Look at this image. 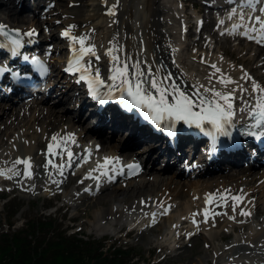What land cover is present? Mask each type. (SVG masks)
<instances>
[{
    "label": "bare ground",
    "instance_id": "obj_1",
    "mask_svg": "<svg viewBox=\"0 0 264 264\" xmlns=\"http://www.w3.org/2000/svg\"><path fill=\"white\" fill-rule=\"evenodd\" d=\"M43 1V0H42ZM188 0H67L69 6L64 10V28L62 33L71 26L74 35H89L90 43L96 45L97 54L100 55L101 59L96 61L92 58L91 62L99 67L101 74H108L109 58L105 55L106 51L112 47L113 44L118 42L119 46H122L124 51L131 57L132 61L137 60L146 61L142 63V67L151 66L153 72H158L160 76L171 74L172 81L180 84L186 91H191L193 85L203 84L205 87H215L221 91H230L236 89L234 103V114L238 112L242 115L244 112H249L250 105L255 103V98L258 95L253 92L252 84H259L264 87V44L257 43L254 47L252 41L243 36L241 33L243 29L233 32V25L236 22H241L230 18L228 21L222 16L226 9L233 10L235 7L229 6L231 4H225L222 7H218L216 11H219L221 15L218 19L214 15L215 9L204 4V21L200 30L199 36L194 39L196 32L194 25L190 19L193 18V14L186 9ZM2 1L0 0V3ZM5 4L8 5V14H0V25L7 26L15 30H19L21 33H26V30L30 28V31H40L42 36L56 37L51 33L49 27L45 28L46 23L51 25L56 19L49 16H44L37 10L38 6H31L36 12V17L25 18V14L22 15L23 23L17 22V13L24 11V5L19 0H4ZM38 3H41L39 0ZM113 4H116L115 15H109V9ZM64 4L58 0H51L48 11L50 13L62 7ZM53 6H56L52 8ZM257 7H263V2L257 4ZM60 10V9H59ZM58 10V11H59ZM243 11L245 13V19L247 15L252 13L250 8L239 9L238 13ZM198 16L199 18H201ZM18 17V20L21 19ZM223 21V23H221ZM216 24H219L216 28ZM82 28L78 29V26ZM188 27V29H187ZM47 30L49 36H47ZM206 32L210 34L213 41L209 44L206 39ZM62 37H64L61 34ZM60 36V37H61ZM59 37V36H58ZM28 42H42V40L35 37V34L31 37H25ZM248 41V42H246ZM27 42V43H28ZM51 47V45H49ZM63 48H67V53L72 49V42L69 38L64 37V44H58V46L52 47V51L49 50V54H53ZM63 56V55H62ZM52 56L53 59L61 60L63 57ZM59 58V59H58ZM88 58H86L87 60ZM204 61V62H202ZM236 63H241L244 67L241 68ZM215 64L226 77H231L237 84H229L227 87L218 83V78L221 73H216L211 81L208 77L215 71L211 67ZM52 74L58 76L55 70L52 69ZM251 77V79H247ZM57 80L55 83L58 84ZM172 81H169L172 82ZM52 86V88H53ZM68 86V85H66ZM241 88L247 89V91L240 90ZM71 88H63L60 97L55 101L57 103H71L74 96L80 99V92L78 94L70 95ZM57 89H55L56 91ZM37 100L27 101L21 106L12 104L10 107H6V104L0 102V133L2 138L7 139L3 132L14 124L21 123L28 118L27 110L34 113L35 120L40 119L43 116L44 124L39 126L37 130L24 135L22 150L12 152L7 156H4L2 163L8 165V168L1 167L0 170H4L6 175L12 171L15 173L20 167L24 165H16L13 167L11 162L12 153L23 154V157H31L33 175L32 178H26L21 176L14 178L22 187V190L30 195H36L40 192H45L57 187L61 184H70L74 180L80 177V174L70 176L67 174L73 168L77 167V163H80L83 156L89 154H98L99 152L110 149L114 157L120 155V142L114 143L108 139H97L96 141H89L90 135L87 134V130L83 127L84 120L86 118V104H79L74 107L70 104L64 107L57 108L56 105H50L48 107L41 106L40 108L33 105L38 103ZM31 103L30 106L28 104ZM17 109L16 111H14ZM34 107V108H32ZM47 109V110H45ZM91 111V109H90ZM244 116L246 114H243ZM6 119H2L6 117ZM14 117L12 122L9 121V117ZM11 118V117H10ZM234 117L232 119L233 123ZM100 125L108 126L113 132L112 140L117 139L119 134L115 132L117 129L123 136L127 135L129 130L133 132L131 140L139 141L143 137L144 130L136 127L131 119L118 115V111L109 110L100 115L98 121ZM231 123V124H232ZM39 124V123H38ZM134 126V127H133ZM126 127V129H125ZM130 128V129H128ZM86 131V132H85ZM101 132L98 131L96 134L101 136ZM109 132V131H108ZM54 134H59L61 137L67 134H73L75 143L68 142V149L74 154L71 162H68L66 153L63 156L50 157L47 155V145L50 142V138ZM176 141V139H175ZM138 142V143H139ZM199 139L192 138L190 136H182L177 138L178 148L169 149L166 144H163L161 151L168 154L171 158L177 154V151L181 150L185 144L190 147H197ZM100 143V144H99ZM100 145V147H98ZM149 149V146H146ZM158 150H154V154H157ZM151 153V152H150ZM223 153L217 152V157H221ZM113 156H108L113 158ZM106 157V156H104ZM103 157V158H104ZM103 158L98 159L100 163H103ZM162 158V157H161ZM48 159H53L56 164H63V175H61L55 168L49 165L48 168H44L43 165L47 163ZM173 159V158H172ZM121 163V164H120ZM118 168L124 170L128 168L130 163L135 161L122 163L120 161ZM152 164L151 168L147 167L143 173L139 176L133 177L131 182L125 185H116L110 179L101 180L98 179L97 185L101 190H105L100 193L96 200H90L86 198L87 207L91 208L97 205L102 206L103 218L119 216L117 218V224L122 222V212L131 211H153L154 206L163 201L166 197L174 195V197H182L190 194L189 184L182 182L177 177H163L156 174L154 170V163L149 160ZM230 164L226 161L220 162L215 165L211 163L210 167L226 168ZM95 166L85 165L82 168V172L88 173L96 168ZM113 174L119 176V172L116 173V165H110L108 170V176H111L112 169ZM157 169V168H156ZM10 170V171H9ZM221 169L218 173L208 177L207 179H198L197 187L200 192L199 195L204 199V209H209L208 224L210 228H214L210 231L208 239L205 238L207 244H211V240L220 238L225 239L231 236L228 232H220V229L233 227V232L237 235L235 239L229 241L227 245L216 246L209 252L205 248L194 249L192 253L199 258L178 262L173 260L171 263L175 264H204L205 258L211 264V257L214 260L219 259L221 264H264V179L255 183V177L250 176L247 173L236 172L233 176L225 175L221 173ZM51 173V175H49ZM101 176L100 172H92ZM127 173V171H126ZM88 176V175H87ZM128 176V175H126ZM264 176V172L262 174ZM140 178V179H139ZM120 177H118L119 181ZM29 180L27 184H23L22 181ZM53 181H56L55 183ZM85 192L89 193L96 187L93 183H88L86 179ZM24 185V186H23ZM61 189V188H60ZM225 190H230L229 195H239L242 197V203L237 207L236 211H232V204L234 203L231 199L228 200L227 206H217L218 202L212 204L206 203V196L209 193H225ZM56 196L61 198L63 194L57 192ZM136 196L135 198H133ZM129 197L133 199L127 205H124L125 200ZM67 199V198H66ZM169 203V202H167ZM171 206V205H169ZM192 208V205L189 207ZM188 207L186 210L189 209ZM241 209H245L251 212V216L244 217L239 215ZM214 213H218L215 214ZM224 213H227L226 215ZM198 213H193L192 218H196L200 222ZM230 216H235L236 219H230ZM100 218V217H99ZM126 218V215H125ZM259 221L258 226L253 229L250 222L254 219ZM229 219V220H228ZM243 221V222H241ZM183 235L178 234V237ZM194 236V239H197ZM167 242V241H166ZM169 244V242H167ZM212 245V244H211ZM165 245H161V248ZM182 247L179 246L178 249ZM186 247V249H188ZM239 249H244L243 254L236 255ZM205 250V254L201 256ZM252 253V254H250ZM180 255L185 257L183 252ZM211 256V257H210Z\"/></svg>",
    "mask_w": 264,
    "mask_h": 264
},
{
    "label": "snow or ice",
    "instance_id": "obj_2",
    "mask_svg": "<svg viewBox=\"0 0 264 264\" xmlns=\"http://www.w3.org/2000/svg\"><path fill=\"white\" fill-rule=\"evenodd\" d=\"M264 0H239V7L241 9L247 7L256 11L257 4H261ZM116 4H113L109 9V15H115ZM261 15H247L241 11L236 12L234 8L231 15H239L240 23L233 25V32L243 29L242 35L249 40H255L257 43L264 44V7L259 9ZM231 18V17H230ZM223 23V21H221ZM71 26L66 29L62 35L69 38L72 42L73 58L70 60L66 72L73 75L79 74L77 82H85L90 91V95L97 100L100 104L107 103L108 101L115 100L121 102L122 106L131 111L136 109L142 114L143 119L149 121L154 126H160L163 122H183L188 126H195L197 128H204L205 125H210L213 131L208 134L213 136V143H215V134L221 133L225 136L230 135L227 126L231 125L234 116V99L236 89L230 91H221L215 87H205L203 84L193 85L191 91H186L180 84L172 81L171 74L160 76L158 72H153L152 67L149 65L146 68L142 67V63L146 61L137 60L132 61L131 57L124 51L122 46L113 44L105 55L109 58V75L107 80L101 77L99 67L95 66L91 60L94 58L96 61L101 59L97 54L96 45L90 43L89 35H74ZM15 36H9V32L4 30V26L0 25V36L10 39L11 44L14 46L12 51L20 48L21 41L17 38L20 35L19 30H14ZM35 34L34 30L25 33L29 37ZM5 44H0V48L6 47ZM85 58H88L87 60ZM28 60V57H24ZM204 62V61H202ZM37 69L42 73H46L48 69L39 60H34ZM211 67L215 71L208 77L211 81L216 73H221V70L212 64ZM4 69L0 67V73ZM251 79V77H247ZM169 81H172L169 83ZM218 83L227 87L229 84H237L231 77H226L221 73L218 78ZM237 87L240 86L237 84ZM242 91L247 89L241 88ZM253 92L258 95L255 98V103L250 105L249 112L255 124L249 128L245 133L249 136H264V87L259 84H252ZM261 129L259 133L252 130ZM171 133V127L168 128ZM75 143L74 135L67 134L61 137L59 134H54L50 138L47 145V155L50 157L63 156L66 153L68 162L70 163L73 153L68 149V142ZM118 164V158L104 157L103 163L97 161L96 168L92 169L88 176L89 178L99 179V176L93 177L92 172L99 171L101 175H107L109 166ZM16 165H24L23 176L32 178V162L31 157L17 158L13 162V167ZM51 165L61 175H63V164H56L53 159H48L47 163L43 165L48 168ZM139 166L135 164L128 165L130 169H137ZM10 171V170H9ZM19 170L15 171L14 176H21ZM0 175H6L4 170H0ZM51 175V173H49ZM11 179L12 176H7ZM111 178V177H110ZM54 183L56 181H53ZM230 190H225V193H209L206 196V203L212 204L218 202L217 206H227L228 200L231 199L232 211L235 212L237 207L242 203V197L239 195H229ZM205 219L209 215V209L204 210ZM218 214V213H214ZM225 215L227 213H224ZM239 215L248 217L251 212L241 209ZM230 219L235 220V216H230ZM243 222V221H241Z\"/></svg>",
    "mask_w": 264,
    "mask_h": 264
},
{
    "label": "rangeland",
    "instance_id": "obj_3",
    "mask_svg": "<svg viewBox=\"0 0 264 264\" xmlns=\"http://www.w3.org/2000/svg\"><path fill=\"white\" fill-rule=\"evenodd\" d=\"M46 1V0H45ZM50 0H48L47 2H44L45 5L46 3H48ZM60 2H62L64 5L62 7H60L59 9L55 10V12L53 13H48L46 12L47 9H45L44 5H40L39 6V12L43 15H45V13L49 14V17H52L53 19H56L50 26H48L49 29L51 30V33H53L54 35H59L61 32L60 30L62 29V27H64V18H65V12L64 10L67 9V7L69 6L67 0H58ZM189 11L193 12L192 8H191V3H193V0H190L189 2ZM56 6H53V8ZM59 10V11H58ZM194 13V12H193ZM0 14L2 15H6L8 14V9L6 7L0 6ZM25 14V18H33L35 17V13L34 12H30V11H19L17 13V22L19 21V23H23V19L21 16ZM27 15V16H26ZM18 17L21 19L18 20ZM47 28V27H45ZM82 28L80 25L78 26V29ZM48 33V30H47ZM46 33V34H47ZM37 37L41 38V40H45L44 42L46 43H52L51 45L54 47L57 44H60L61 42H63V40H61L62 38L59 39V37H54L52 39L47 40V38H45V36H42V34L39 33V36L37 35ZM254 47H256V44H254ZM67 49L63 48L57 52L54 53V55L59 56V58L66 53ZM54 55H50L49 59L55 64V63H60V61H56L55 59L52 58V56ZM238 66H240L241 68L244 67L241 63H236ZM54 68V67H53ZM73 102H71L70 104L72 105ZM69 103L64 104V109L66 108V105H70ZM44 117H40V119L35 120L34 118V113H31L30 115H28V118H26V122L23 121L22 125H16L13 126L11 128H8L7 130L10 133V140L12 141L14 138H18L19 133L22 131L23 134L24 133H28L31 132L33 129H36L37 122L42 123L44 122V120L47 119H43ZM11 120H13V117L10 118ZM41 125V124H40ZM6 130V131H7ZM110 133V132H109ZM124 138H122V135L119 136L120 141H122ZM117 142V141H115ZM20 146V145H19ZM10 147L9 143H5V142H1L0 143V155L2 154L3 151H6L8 148ZM192 183H189V185H191ZM119 186L122 184H118ZM15 186V185H14ZM70 190V188H69ZM195 190V187H191V193H193V191ZM17 192H20L18 189H16ZM13 193V192H12ZM12 196V195H11ZM3 197H5L4 194H0V199H2ZM94 199H96V196L92 197ZM129 199H132V197H129ZM3 200V199H2ZM1 200V201H2ZM13 204H18L20 205V211L17 214L16 219H14L16 221V225L19 227L23 224V222L25 220H33V219H37L39 217H41V215H47L49 216L50 213H53V211H55L54 208H47L49 205H53L54 203L56 204V201L54 202L53 200H50L46 197L43 196H38V197H27V196H23V197H16L13 198ZM195 204V206H197V208H199L202 203H203V199L198 197L196 194H191V195H184L182 197H177L174 198V200L172 201L173 206L171 207L172 211L170 213L169 216H173V217H169L168 215H166V217L161 216V214H163V208L159 209L160 212V217H158V219H156L154 221L153 226H147L145 227L144 230H142L141 228L143 226H141L139 224V220H128V226L126 227L125 230H120L118 229L117 226L114 225L115 220L114 219H109L107 221H105L104 219L101 218H97L98 216H100V213L102 212V206L103 205H97L94 207L89 208L88 210L85 209L86 206L84 204H81L78 208H75L74 206H70L69 208L63 206L64 204V197L61 198L59 200L58 205H62L61 208L57 211H55V213H53V215H51V217L49 219H56V224L58 226H61L62 220L64 218H67L64 224V227H74V230H78L79 228H81L80 231H84L86 235L92 236V237H101V239L104 238H108L107 242H118V243H128L129 246L132 247H136L137 252L139 253V258L140 260H142L141 264H154L156 261H158L159 259H161L163 256L167 255L169 253V256H171V253L173 256H175L174 258H167L165 261L161 262L160 264H165L168 261L172 262L174 259L175 261L178 262H182L183 260L185 261H190L196 258H199L200 256H197V254H193L192 251L194 249H200L202 248V241H197L195 244L194 242L191 247H189L188 249L186 248H182V249H176L178 246L183 245V242H185L188 245V241H186L188 239V237L184 236V239L181 240L180 242H178L177 240H175V237L173 236L174 231H176V228L178 225H180L181 223V219H182V215L184 212V210H186V208L190 206V204ZM125 204V203H124ZM12 209L10 208V206H7V200L4 202V204L2 205V203H0V231L1 230H8L9 226L6 223V219L7 216H9V214L11 213ZM86 212V213H84ZM89 213V214H88ZM76 215L77 218L75 219H70L72 216ZM101 217V216H100ZM187 226L183 228V233H186V235H190L188 234V232H186V230L189 229V223H185L183 224V226ZM152 227L154 228V230L152 229ZM135 230L134 234L131 233V237L129 240H126V238L124 237V235L126 233H128L129 230ZM182 229V227L180 228ZM157 230V231H155ZM73 231V230H72ZM123 235L120 240L116 239L118 236ZM201 237V239H204V236H210L209 232L206 231L205 229L201 228V231L199 232V234H197ZM191 237V236H190ZM167 239V240H166ZM155 240L156 243H159L161 241H170V245L171 248L170 249H165L162 252H159L156 250V248H154L155 243H152ZM191 241V240H190ZM166 242V243H167ZM226 241L220 240V238L212 241V243L215 244H224ZM212 246L209 248L211 249ZM176 249V250H175ZM183 252V254L185 255L184 259L183 257L180 255V253ZM205 254V252L203 251L201 256H203ZM204 264H208L207 262V258L204 260ZM215 264V263H214Z\"/></svg>",
    "mask_w": 264,
    "mask_h": 264
},
{
    "label": "trees",
    "instance_id": "obj_4",
    "mask_svg": "<svg viewBox=\"0 0 264 264\" xmlns=\"http://www.w3.org/2000/svg\"><path fill=\"white\" fill-rule=\"evenodd\" d=\"M41 229L50 231L52 223L38 221L11 235L2 234L0 264H126L122 254L126 252L121 249L104 255L93 241L66 237L59 231L40 238Z\"/></svg>",
    "mask_w": 264,
    "mask_h": 264
}]
</instances>
